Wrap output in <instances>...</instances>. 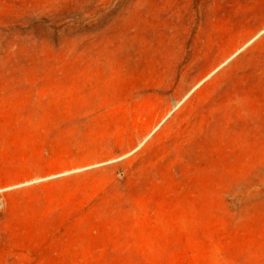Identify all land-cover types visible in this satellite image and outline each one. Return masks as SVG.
Listing matches in <instances>:
<instances>
[{
	"label": "rangeland",
	"instance_id": "rangeland-1",
	"mask_svg": "<svg viewBox=\"0 0 264 264\" xmlns=\"http://www.w3.org/2000/svg\"><path fill=\"white\" fill-rule=\"evenodd\" d=\"M0 264H264V0H0Z\"/></svg>",
	"mask_w": 264,
	"mask_h": 264
}]
</instances>
